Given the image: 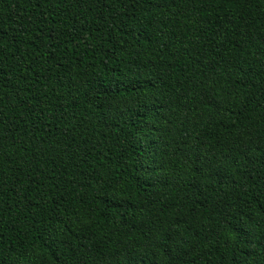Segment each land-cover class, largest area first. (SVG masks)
Here are the masks:
<instances>
[{
	"label": "trees",
	"instance_id": "1",
	"mask_svg": "<svg viewBox=\"0 0 264 264\" xmlns=\"http://www.w3.org/2000/svg\"><path fill=\"white\" fill-rule=\"evenodd\" d=\"M0 264H264V0H0Z\"/></svg>",
	"mask_w": 264,
	"mask_h": 264
}]
</instances>
